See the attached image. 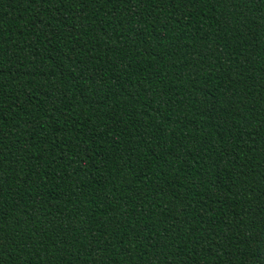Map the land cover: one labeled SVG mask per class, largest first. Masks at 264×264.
<instances>
[{
  "label": "trees",
  "instance_id": "trees-1",
  "mask_svg": "<svg viewBox=\"0 0 264 264\" xmlns=\"http://www.w3.org/2000/svg\"><path fill=\"white\" fill-rule=\"evenodd\" d=\"M0 264H264V0H0Z\"/></svg>",
  "mask_w": 264,
  "mask_h": 264
}]
</instances>
